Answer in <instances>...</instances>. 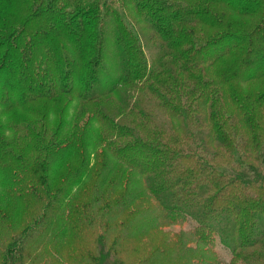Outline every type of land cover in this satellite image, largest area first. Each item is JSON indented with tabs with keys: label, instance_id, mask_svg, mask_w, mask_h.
Returning <instances> with one entry per match:
<instances>
[{
	"label": "trees",
	"instance_id": "obj_1",
	"mask_svg": "<svg viewBox=\"0 0 264 264\" xmlns=\"http://www.w3.org/2000/svg\"><path fill=\"white\" fill-rule=\"evenodd\" d=\"M188 2L27 0L8 14L0 0L2 109L36 116L38 100L94 102L121 91L122 115L132 118L98 108L96 132L32 130L30 163L0 149L1 184L23 209L12 226L0 217V264H104L127 240L125 217L179 225V264H225L217 240L227 264H264V93L239 88L264 77V0ZM158 118L165 128L153 126ZM95 136L103 153L144 178L134 200L116 194L115 167L76 163ZM142 200L153 207L142 212Z\"/></svg>",
	"mask_w": 264,
	"mask_h": 264
},
{
	"label": "rangeland",
	"instance_id": "obj_2",
	"mask_svg": "<svg viewBox=\"0 0 264 264\" xmlns=\"http://www.w3.org/2000/svg\"><path fill=\"white\" fill-rule=\"evenodd\" d=\"M21 1L4 0V4L8 5L7 13L14 14L23 12L24 4H26L27 0ZM182 1L185 4L188 3V5H192L188 2L189 0ZM131 17L132 19H137L133 13ZM234 19L242 23L253 22L252 19L249 20L242 17H235ZM139 28L147 40V42H145V47H149L150 49L147 50L149 56L153 54V46L148 38L150 32L145 30L143 25H140ZM181 79L183 78L179 75L178 80L180 84L182 82ZM239 88H241V90L245 93H251L254 95L262 94L264 93V77L259 80L240 84ZM181 89L183 92L187 91V88L182 85ZM122 97L123 93L121 91H117L116 93L102 97L94 102H81L68 95H61L59 96V100L54 102L38 100L33 104V106L39 109L40 114L36 116L27 114L23 109L14 108L6 110L2 109L0 106V149L6 152L10 151V155L18 156L21 154V162L26 161L27 163H30V160L31 162L35 161L32 160L34 153L30 150L31 141L35 142L32 130H48L49 132H53L57 128L68 125L69 128L67 134L69 136L74 133L79 135V132L81 133L84 130H87L88 133L93 131L96 132L100 129V125L98 124L95 115L98 108L114 115L125 123H129L132 121V118L129 117V115L124 118L122 115L124 112V107L121 102ZM52 105L55 106L54 109ZM237 125L243 128L241 123ZM153 126H157L159 129L166 127L163 126L162 120L159 118L154 122ZM95 142L96 136L94 137L93 145L95 148L97 147L99 152L96 153L95 151L96 154L93 155L92 151L94 146L90 144V147L88 146L85 149L83 145V148L79 151L77 158L75 159L76 163L78 162L82 164L84 159H86V161L91 162V166H99L102 162H104L107 171H110L111 167H115L118 175L111 180H113V182L119 181L118 192L116 194L124 192L125 194H129L131 200H134L135 192L138 193L142 191L144 187V178L136 174L134 171L127 169L123 165L117 164L115 159L112 158L110 154L105 152L103 153L100 146L98 144H94ZM217 146L218 144H208L207 148L210 151H215L217 150ZM29 155H32V158H30ZM3 161L12 164L6 160ZM73 168V171L71 170L70 172L69 170H66L62 172L60 176L62 177L67 173L74 174L76 166H73ZM56 170V168H53V172ZM80 170L82 171V167L81 169L77 168V172L72 177V180L75 179V176L80 172ZM93 177H95V175H93ZM2 181L3 180L0 175V217L4 215L6 223L10 224L9 222H11L10 225L12 226L13 219H20V217H22L21 214L23 213V209H21L19 206L20 203L15 200L12 193L7 190L5 185L1 184ZM58 184H61V182L59 181ZM145 202H147V200H142L141 205L140 203L138 205L142 212H145L148 208L153 207L150 201L148 203ZM124 219L127 221V224L120 227V229H125L126 227L128 228L126 233L127 240L122 242L119 249H116V255H109L105 259L104 264H115L114 258H118L123 261L122 264H137L149 258L152 259L147 264H179V258L182 256L181 240L183 242V239L180 237L183 229L179 225L155 228L154 225H152V221L141 219L136 223H133L129 221V218L125 217ZM26 221L27 220H25V218L21 220L22 226H25ZM190 225L191 224L187 222L183 227L187 228ZM130 235H135V238L130 240ZM216 244L217 247L215 253L221 257L225 264H227L231 259L229 250H227L219 240L216 241ZM157 248H160L159 253L152 256V251ZM261 250L262 248L260 246L252 248V251Z\"/></svg>",
	"mask_w": 264,
	"mask_h": 264
}]
</instances>
